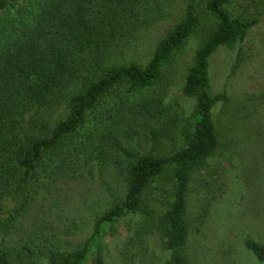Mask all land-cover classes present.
Instances as JSON below:
<instances>
[{
  "label": "trees",
  "instance_id": "trees-1",
  "mask_svg": "<svg viewBox=\"0 0 264 264\" xmlns=\"http://www.w3.org/2000/svg\"><path fill=\"white\" fill-rule=\"evenodd\" d=\"M201 1L212 25L185 77L183 94L194 100L193 128L186 144L167 156L137 157L130 148L122 149L124 202L116 201L97 216L89 236L71 251L57 246L42 250L28 243L19 248L8 246L4 242L15 217L0 220V264L23 263L26 258L35 264L38 255L47 264H84L92 252L95 263L101 264L110 219L140 212L145 220L138 233L151 232L152 211L140 191L168 166L172 167L173 186L172 201L159 219L163 245L172 253V264H189L182 252L190 234L187 197L192 173L221 146L231 156L239 142V128L248 129V137L257 135L254 141L264 136L258 129L263 117L257 118V113L264 112V95L260 103L250 105L255 116L253 112L249 116L244 104L247 116L238 121L232 113L221 125L214 109L227 105L230 98L225 92H208L209 58L218 47L241 42L257 23L256 15L236 13L237 0ZM159 10L156 0H0V212L7 201L15 202L16 216L27 211L53 170L62 168L65 160L72 162L70 158L84 146L86 140L81 138L92 133L95 125L87 123L90 115L96 124L103 122V117L97 119L99 109L106 110L108 119L113 112L114 117L128 120L119 104L120 93H142L161 80L202 20L188 4L184 17L157 43L145 66L122 61L135 34L161 18ZM109 98L113 104L104 105ZM249 119L258 123L255 133L245 126ZM47 161L53 164L48 171L51 175L45 169ZM245 247L264 262L262 244L246 240Z\"/></svg>",
  "mask_w": 264,
  "mask_h": 264
},
{
  "label": "rangeland",
  "instance_id": "rangeland-1",
  "mask_svg": "<svg viewBox=\"0 0 264 264\" xmlns=\"http://www.w3.org/2000/svg\"><path fill=\"white\" fill-rule=\"evenodd\" d=\"M156 1L160 3L161 18L135 34L136 40L121 55L122 61L145 66L157 43L184 17L190 3L202 20L197 31L154 87L142 93H120L119 104L128 120L120 115L114 117L113 112L108 119L104 109L97 113V119L103 117L102 123L96 124L93 115L89 116L87 123L95 125L91 126L92 133L81 138L80 141L86 140L84 146L77 156L70 158L72 162L65 160L63 167L54 169L52 175L48 171L53 164L46 162L45 169L51 178L34 196L27 211L16 216L15 202H3L2 207H6L0 212V220L10 215L15 217L4 244L19 248L28 243L40 249L57 246L61 251L73 250L89 236L97 216L116 201L124 202L122 149L130 148L137 157L167 156L186 144L193 128L194 100L183 94L185 77L212 22L201 0ZM261 1L237 0L233 10L256 15L257 23L241 42L220 46L209 58L208 92L212 95L225 92L230 98L227 105L219 104L214 109L218 124H226L232 113L238 121L242 115L247 116L243 113L244 104L248 105V114L253 112L251 116H255L250 105L262 101L264 6ZM112 100L109 98L104 105L111 106ZM257 115L263 117V122L258 121V129L264 133V112ZM245 126L255 133L258 123L249 119ZM242 128L237 132L239 142L231 156L221 146L192 173L187 197L190 234L182 252L189 264H264L245 247L246 240L264 246V136L254 141L258 136L248 137L249 130ZM172 186V167L168 166L140 191L145 205L152 211L151 232L138 233L145 220L140 212L108 221L101 264H172V253L163 245L159 223L172 201ZM18 264L33 263L26 258ZM35 264H47V260L38 255ZM84 264H96L93 252Z\"/></svg>",
  "mask_w": 264,
  "mask_h": 264
}]
</instances>
